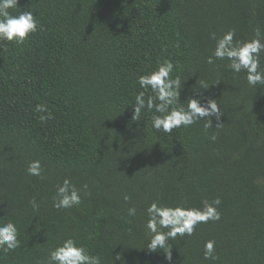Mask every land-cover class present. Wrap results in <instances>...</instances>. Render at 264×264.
<instances>
[{
  "label": "trees",
  "instance_id": "trees-1",
  "mask_svg": "<svg viewBox=\"0 0 264 264\" xmlns=\"http://www.w3.org/2000/svg\"><path fill=\"white\" fill-rule=\"evenodd\" d=\"M25 10L41 29L24 44L0 41V223L13 219L21 241L0 252V264H43L68 236L102 264H264V87H250L227 60L206 62L211 33L234 28L247 40L264 31V0H19L12 11ZM164 58L181 78L180 103L218 101L212 128L200 120L157 131L146 108L133 120L145 91L138 76ZM37 159L44 179L27 174ZM66 177L86 183L87 194L57 210L52 197ZM215 197L221 219L170 241L171 262L147 249L144 210L153 200L202 207ZM209 239L215 261L203 258Z\"/></svg>",
  "mask_w": 264,
  "mask_h": 264
},
{
  "label": "clouds",
  "instance_id": "clouds-1",
  "mask_svg": "<svg viewBox=\"0 0 264 264\" xmlns=\"http://www.w3.org/2000/svg\"><path fill=\"white\" fill-rule=\"evenodd\" d=\"M19 5V0H0V41L24 44L31 34L41 29L38 17L30 10L19 14H13ZM255 35L247 40L236 39V30L229 29L217 37L211 33V39L215 48L206 58L208 64L216 60H227V67L234 73L244 72L247 84L250 87H264V69L261 68V54L264 53V31L257 27ZM176 65L170 58L157 61V66L150 72L138 76V84L141 89L151 91V95L145 98V91L139 92L133 100V120H140L142 111L146 108L152 112L151 125L157 131L172 133L174 129L181 127L189 128L200 120H206V129L213 127L212 117L217 121L222 116L220 105L216 99H208L202 103L199 98H189L187 105L180 103L181 78L173 71ZM200 86L207 89V84ZM133 102L131 104H133ZM37 112L46 111V106L37 104ZM50 115V113H49ZM41 120L47 119L45 116ZM217 123L215 127H220ZM212 141L217 139L216 133L210 137ZM27 174L44 179L43 166L40 160L30 161L27 166ZM88 185L85 183L78 188L70 178H65L62 183L56 185L55 194L52 197V207L57 210L72 209L82 203L81 192L87 194ZM129 195L124 196L129 201ZM34 211L39 210V204L35 197L29 201ZM222 201L215 197L211 201L207 198L202 200V207L190 206L185 202L177 204H165L159 200H153L145 208L147 221L144 225L146 235L149 237L147 249L156 252L163 250L166 260L171 262L172 254L169 242L177 236H192L197 225L209 221H219L222 213L219 206ZM135 206L128 208L129 216H136ZM20 232L17 223L13 219L0 223V252L8 253L21 246ZM116 256L115 259H119ZM203 258L215 261L216 241L209 239L204 243ZM43 264H102L99 255L90 254L88 249L77 241L74 236L63 239L56 247L51 249ZM114 264V261H113Z\"/></svg>",
  "mask_w": 264,
  "mask_h": 264
}]
</instances>
